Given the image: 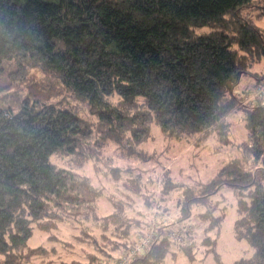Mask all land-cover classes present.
Segmentation results:
<instances>
[{
	"label": "trees",
	"instance_id": "16d2710c",
	"mask_svg": "<svg viewBox=\"0 0 264 264\" xmlns=\"http://www.w3.org/2000/svg\"><path fill=\"white\" fill-rule=\"evenodd\" d=\"M252 15L264 16V0H0V264L48 253L28 244L35 228L50 240L80 216L125 224L116 202L101 217L102 188L57 158L83 162L109 142L134 154L152 123L198 148L211 136L232 148L227 115L239 110L246 140L208 181L180 183L177 220L211 228L210 197L232 188L234 235L254 253L217 263L264 264V103L244 101L264 82V29ZM163 180L171 194L176 183ZM126 227L112 235L127 239ZM170 240L158 231L129 264L161 262Z\"/></svg>",
	"mask_w": 264,
	"mask_h": 264
},
{
	"label": "rangeland",
	"instance_id": "374dc122",
	"mask_svg": "<svg viewBox=\"0 0 264 264\" xmlns=\"http://www.w3.org/2000/svg\"><path fill=\"white\" fill-rule=\"evenodd\" d=\"M252 17L256 25L264 29V16ZM227 121L231 128L232 148L221 147L215 136L207 140L204 148H198L192 140L165 137L158 125L152 123L149 137L137 146L134 154L123 150V145L120 147L109 142L96 156L83 162L71 163L57 158L59 164L74 168L80 175L87 176L94 186L102 188L96 210L101 217L112 211L114 202L117 206H123L125 217L118 216L117 220L127 224L126 228L131 226V230L127 239L126 236L117 238L113 235L122 232L125 224L115 229L111 226L108 228V217L95 220L93 215L80 216L78 223H58L53 232L55 237L50 240L35 228L28 244H42L50 250L44 256L32 257L22 264H116V260L128 255L136 246L142 249L135 257L142 258L141 254L153 243V232L156 234L167 228L175 233L170 238L169 252L161 262L151 264H218L216 257L222 263L250 257L254 248L247 240L234 235L233 223L238 212L232 188L222 187L210 197V220L215 217V224L211 228L203 230L202 221L195 215L177 220L179 211L175 204L182 190L180 183L208 181L229 158L237 154L236 143L246 140L247 129L242 112L229 113ZM164 175H169L170 180L176 183L171 194H165L163 190ZM206 235L215 239L214 244L202 243ZM111 237L120 241L112 244L109 240ZM144 241L148 243L143 244ZM101 247H105L109 253L106 254Z\"/></svg>",
	"mask_w": 264,
	"mask_h": 264
},
{
	"label": "built area",
	"instance_id": "2783aa9c",
	"mask_svg": "<svg viewBox=\"0 0 264 264\" xmlns=\"http://www.w3.org/2000/svg\"><path fill=\"white\" fill-rule=\"evenodd\" d=\"M252 97H253V99H256L257 98L261 102L264 103V82L259 83L258 85H256L255 91L253 92V96ZM169 229L170 228L163 229L162 230V235L172 239V237L175 236L174 235L175 233H174V231H172V230L170 231ZM151 231L153 232L154 229H152ZM152 236H155V237L152 238L151 241H153L155 238H157V233L155 234L153 232ZM151 241H150V243H151ZM147 243H148V241H144L143 244H147ZM146 246H148V245H146ZM140 249H142V248L141 247H138V246L134 247L130 251V253L128 255L122 256L121 258H119L118 260H116V264H129L130 260H132L139 253V250ZM112 264H113V262H112Z\"/></svg>",
	"mask_w": 264,
	"mask_h": 264
},
{
	"label": "crops",
	"instance_id": "0c3cea01",
	"mask_svg": "<svg viewBox=\"0 0 264 264\" xmlns=\"http://www.w3.org/2000/svg\"><path fill=\"white\" fill-rule=\"evenodd\" d=\"M250 83V82H249ZM252 96H253V94H248L247 96H246V98H249L248 100H251V98H252Z\"/></svg>",
	"mask_w": 264,
	"mask_h": 264
}]
</instances>
